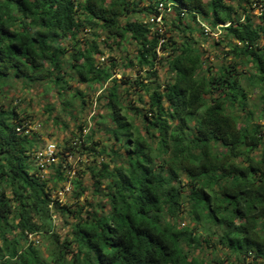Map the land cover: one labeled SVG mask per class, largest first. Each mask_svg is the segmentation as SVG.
Returning <instances> with one entry per match:
<instances>
[{
	"label": "clouds",
	"instance_id": "obj_1",
	"mask_svg": "<svg viewBox=\"0 0 264 264\" xmlns=\"http://www.w3.org/2000/svg\"><path fill=\"white\" fill-rule=\"evenodd\" d=\"M0 264H264V0H0Z\"/></svg>",
	"mask_w": 264,
	"mask_h": 264
},
{
	"label": "trees",
	"instance_id": "obj_2",
	"mask_svg": "<svg viewBox=\"0 0 264 264\" xmlns=\"http://www.w3.org/2000/svg\"><path fill=\"white\" fill-rule=\"evenodd\" d=\"M214 183V181H212Z\"/></svg>",
	"mask_w": 264,
	"mask_h": 264
}]
</instances>
